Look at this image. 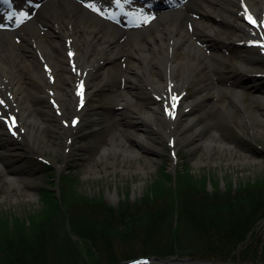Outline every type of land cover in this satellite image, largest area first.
I'll list each match as a JSON object with an SVG mask.
<instances>
[{"label":"rangeland","instance_id":"1","mask_svg":"<svg viewBox=\"0 0 264 264\" xmlns=\"http://www.w3.org/2000/svg\"><path fill=\"white\" fill-rule=\"evenodd\" d=\"M83 1L93 5V9L105 12L103 3L108 0ZM41 2L43 0H16L17 14L25 18L34 16L36 6ZM128 6H137L138 11L145 4L131 1ZM4 12L5 16L2 15V18H13L8 10ZM139 15L143 17L139 27L141 30L152 17L142 12ZM236 17L233 21L238 22L237 14ZM104 24L119 27L114 21L105 20ZM185 26L193 32L194 27ZM134 28L136 29L132 31H137L138 28ZM100 34L103 37L99 42H111L108 38L109 31L101 30L96 34L97 38ZM244 34L248 36L244 43L230 42L231 34H227L224 38L226 40L221 39L216 44L222 58L213 56V59L224 67L213 76L210 97L186 110L182 122L189 117H195V122L183 129L180 125L176 132H172L174 147L167 134L160 130L164 128L165 131H170L174 128L170 125L173 118L170 116L166 93L162 95L147 88L146 93L134 95L133 109L129 110L128 107L117 104L118 98L123 97L120 93L132 92L130 87L133 85L130 79L120 73L121 70L133 72L130 64L136 59L135 47L125 35H120L111 43V46L118 44V55L114 59L100 62L101 70L95 79L97 86L90 89L91 92L83 103L84 111L77 116L76 124L70 126L74 130L72 136H66L62 132V128L69 121L70 112H63V109L67 107L71 82L57 85L59 92L53 98L48 89L35 94L26 90L24 99L29 103L35 119L52 125L46 126L34 150L27 148L18 135L6 133L2 128L0 211L24 216L39 208L38 189L47 176L42 169L43 162L53 167L56 176L67 169L72 170L78 180L79 191L89 196H101L106 203L114 205L118 204L126 191L128 199L141 196L162 164L172 171L180 163L188 164L195 174L208 173L209 177L218 181L217 186L222 189L228 182L236 184L263 176L264 158L260 155L264 150V51L260 43L262 34L259 30L255 35L246 31ZM144 41L146 38L141 37V42ZM15 43L18 46L23 45L20 37ZM206 48L212 55L213 47ZM246 53L253 55L251 67L259 69L261 75H255L253 68L242 66ZM142 72H145L144 67L137 72L140 78H143ZM186 72L190 78L178 97L179 104L204 92L199 71L189 67ZM103 76L105 79L99 82ZM173 76L184 79L180 74ZM43 79L45 84H49L46 76ZM140 82L145 84L146 80L142 79ZM153 104L159 105V117L152 120L158 122L160 129H150L147 121L141 122L142 124L135 123V118L138 115L144 116ZM59 110H62V117ZM212 110L217 111L216 114ZM1 121L0 118V129L3 127ZM20 135L25 134L20 132ZM117 137L123 138V142H114L113 138ZM211 139L223 142L230 149H220L217 144L210 147ZM105 148H111L109 153L103 154ZM208 186H211L209 182ZM256 229L259 233L264 232V222ZM138 246L139 244H135V251L139 250Z\"/></svg>","mask_w":264,"mask_h":264},{"label":"bare ground","instance_id":"2","mask_svg":"<svg viewBox=\"0 0 264 264\" xmlns=\"http://www.w3.org/2000/svg\"><path fill=\"white\" fill-rule=\"evenodd\" d=\"M116 3V6H120L119 2ZM239 8L241 10L237 11ZM149 12L157 15L149 26L131 31L123 27L105 26V18L86 9L80 0H45L33 18H14L7 25L0 24V110L8 116H17L18 123L12 127V131L21 130L25 134L16 133L27 148L34 150L46 126L52 124L35 119L29 103L24 99L26 90L35 94L49 89L53 96L59 92L57 85L71 82L67 107L63 112H70L73 123L75 117L84 111L82 103L90 89L97 86L95 79L101 70V63L118 55V44L111 46V43L120 35L127 36L132 42L136 59L130 64L133 72L120 71L133 85L130 87L132 92L120 93L123 97L118 98V105L133 109L134 95L146 93L147 88L162 95L167 92L176 101L190 78L186 70L193 67L194 71H199L204 92L181 101V104L172 105L170 113L175 117L170 124L174 128L170 131L160 129L158 122L152 120L159 117L158 104H153L144 116L135 118V123L147 121L150 129H160L167 136H172L180 125L183 129L195 122V117L182 122L188 107L197 106L211 95L213 76L224 67L213 59V56L222 58L216 44L227 34H231L230 42H243L247 37L245 28L250 31L258 28L264 32V0H175L172 6L147 8L146 13ZM236 14L239 15L238 22L233 21V18L237 19ZM185 25H194L193 32ZM101 30L110 32L108 38L111 42H99L103 35L97 38L96 34ZM19 37L23 41L22 46L15 43ZM141 37H145L146 41L141 42ZM261 42L264 45V38ZM207 46L213 47L212 55ZM244 61V68H253L252 54L246 53ZM141 67L145 68V72L141 73L143 78L137 75ZM253 70L260 73L259 69ZM173 74L183 75L184 79L175 78ZM45 76L49 84L43 82ZM103 79L105 76L99 82ZM142 79L146 80L145 84L140 82ZM60 112L62 117V110ZM216 112L212 110V113ZM161 118L167 122L164 117ZM62 132L72 136L74 130L67 123ZM123 140L121 137L113 138L116 143ZM209 142L210 147L217 144L220 149H230L221 141L211 139ZM110 150L105 148L103 154Z\"/></svg>","mask_w":264,"mask_h":264},{"label":"trees","instance_id":"3","mask_svg":"<svg viewBox=\"0 0 264 264\" xmlns=\"http://www.w3.org/2000/svg\"><path fill=\"white\" fill-rule=\"evenodd\" d=\"M77 182L71 171L59 175L56 195L49 174L37 210L0 211V264H114L139 254L264 263V232L256 229L264 222V175L220 189L188 164L173 172L162 164L141 196L129 201L126 191L117 206L82 193Z\"/></svg>","mask_w":264,"mask_h":264},{"label":"water","instance_id":"4","mask_svg":"<svg viewBox=\"0 0 264 264\" xmlns=\"http://www.w3.org/2000/svg\"><path fill=\"white\" fill-rule=\"evenodd\" d=\"M150 261H153V264H220L219 262L212 259H201L190 256H169V257H161V256H150L147 257ZM138 263L145 264L142 260H137ZM133 260L128 261H120L117 264H131ZM262 264V263H257Z\"/></svg>","mask_w":264,"mask_h":264}]
</instances>
